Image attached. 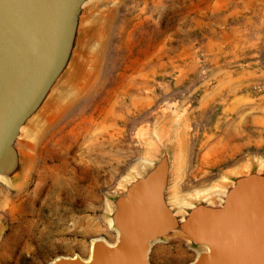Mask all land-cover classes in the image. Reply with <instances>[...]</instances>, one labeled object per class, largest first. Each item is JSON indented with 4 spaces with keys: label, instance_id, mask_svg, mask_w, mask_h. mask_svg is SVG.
Listing matches in <instances>:
<instances>
[{
    "label": "rangeland",
    "instance_id": "1",
    "mask_svg": "<svg viewBox=\"0 0 264 264\" xmlns=\"http://www.w3.org/2000/svg\"><path fill=\"white\" fill-rule=\"evenodd\" d=\"M104 16L87 74L32 139L26 179L0 181L1 264L114 240L105 196L167 126L181 137V200L264 161V0H114ZM193 257L179 237L150 252L153 264Z\"/></svg>",
    "mask_w": 264,
    "mask_h": 264
},
{
    "label": "water",
    "instance_id": "2",
    "mask_svg": "<svg viewBox=\"0 0 264 264\" xmlns=\"http://www.w3.org/2000/svg\"><path fill=\"white\" fill-rule=\"evenodd\" d=\"M114 0H0V181L26 178L32 136L87 74L105 12ZM181 137L174 125L152 136L147 157L105 196L115 238L93 237L87 256L44 264H153L152 247L181 238L183 264H264V161L227 172L212 192L181 200ZM1 235V227H0ZM1 264V262H0Z\"/></svg>",
    "mask_w": 264,
    "mask_h": 264
},
{
    "label": "bare ground",
    "instance_id": "3",
    "mask_svg": "<svg viewBox=\"0 0 264 264\" xmlns=\"http://www.w3.org/2000/svg\"><path fill=\"white\" fill-rule=\"evenodd\" d=\"M54 114H55V113H54ZM54 114H53V115H54ZM53 115H52V116H53ZM52 116H51L49 119H51ZM49 119H48V120H49ZM48 120H47V121H48ZM51 120H52V119H51ZM35 134H36V133H34V135L32 136V139H33V137L35 136ZM33 145H34V143H30V144L28 145V148H29V149H32ZM33 148H34V147H33ZM32 150H34V149H32ZM48 167H49V166H48ZM51 168H52V167H51ZM49 171H50V169H49ZM53 171H54V170H53ZM52 174H54V173L52 172ZM50 178H51V177H50ZM56 178H58V176H57ZM56 178H55V179H56ZM60 178H61V176H60ZM25 179H26V178H25ZM67 179H68V178H67ZM52 180H54V177H53ZM23 182H24V181H23ZM23 182H22V183H23ZM53 182H55V181H53ZM61 182H62V184H64V185L67 184V181H66L65 179L61 180ZM22 183H21V184H22ZM55 183H56V182H55ZM21 184H20V185H21ZM52 185H54V184L52 183ZM67 185H68V184H67ZM67 187H68V186H67ZM211 187H212V186H211ZM196 192H197V193H205V194H208V193H211V192H212V189H211V190H207V189H205V190H198V191H196Z\"/></svg>",
    "mask_w": 264,
    "mask_h": 264
}]
</instances>
